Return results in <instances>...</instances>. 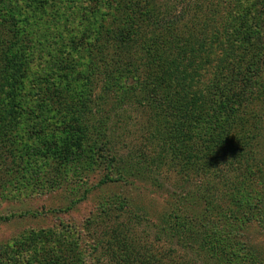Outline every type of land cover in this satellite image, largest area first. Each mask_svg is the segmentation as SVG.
<instances>
[{
    "label": "trees",
    "instance_id": "obj_1",
    "mask_svg": "<svg viewBox=\"0 0 264 264\" xmlns=\"http://www.w3.org/2000/svg\"><path fill=\"white\" fill-rule=\"evenodd\" d=\"M85 1L86 35L74 47L85 53V89L77 93L71 112L62 102L67 94L55 96L59 117L36 131L27 150L17 134L4 131L10 110L3 100L8 76L28 66L29 30L14 21L21 14L17 0H0V195L38 184L31 156L50 162L54 178L45 177V183L53 189L70 165L93 167L100 147L113 152L121 171L157 187L170 171L178 177L177 188L184 180L197 187L183 193L194 198L191 202L204 200L200 214H183L181 205L173 210L171 230L157 232L192 250L190 260L176 258L175 247L162 254L148 251L128 226L145 218L126 210L124 221L103 208L93 221L99 214L120 220L112 223L117 245L112 264H192L200 256L204 264H245L229 226L254 216L264 227V0ZM30 18L27 24H33ZM112 93L115 105L148 111L142 149L128 156L112 150L104 107ZM26 164L32 172L24 171ZM209 226H218V232L210 233ZM241 246L247 248L248 241ZM17 247L0 248V264H18ZM48 254L56 259V253Z\"/></svg>",
    "mask_w": 264,
    "mask_h": 264
},
{
    "label": "rangeland",
    "instance_id": "obj_2",
    "mask_svg": "<svg viewBox=\"0 0 264 264\" xmlns=\"http://www.w3.org/2000/svg\"><path fill=\"white\" fill-rule=\"evenodd\" d=\"M17 2L16 9L21 14H16L14 21H19L18 28L29 30L26 34L29 42L25 47L28 66L15 70L5 81L3 103L10 111L5 114L3 123L4 131L17 134L27 150H31L37 139L36 131L59 117L55 96L59 99L64 91L68 97L62 102L66 104V111L71 112L78 100L77 93L85 89L81 84L85 53L81 49L78 53L74 47L77 40L86 35L88 21L81 18H84L87 3L85 0ZM28 14L33 24H27ZM209 76L205 78L206 82ZM116 95L110 94V103L104 106L108 107L106 123L112 150L118 157L128 156L130 150L141 151L149 115L140 107L134 109L125 103L115 105L113 97ZM18 108L24 109V113ZM112 156H115L113 152L97 147L93 167L70 165L61 184L53 189H48L45 183V177L54 178L50 176L53 174L50 162L47 163L41 155L35 159L31 156L33 166L38 168L35 173L38 184L32 182L33 178L29 181L32 183L16 188L6 197L0 195V248L18 244V264H67L72 261L75 264H112V252L117 249L113 242L112 223L127 221L129 211L145 218L143 222L136 220L138 223L134 221L128 226L132 232L130 236H136L142 245L148 244V251L152 249L162 254L165 249L175 247L176 258L190 260L194 257L191 254L194 252L184 250L180 242L171 244L167 237L160 238L157 233L162 227L171 230L176 221L173 210L181 205L186 215H198L203 211L204 200L193 203V197L183 194L188 190L197 191L193 182L184 180V185L177 188L178 177L169 171L168 175L164 173L161 183L164 185L157 187L137 175L121 171L117 157ZM262 156L264 158V154ZM27 169L32 172V167L26 164L24 171ZM121 173L123 176L119 177ZM243 194L249 198L246 190ZM105 207L113 209V215H121V219L113 221L112 217L99 214L93 221V216ZM229 228H232L234 241L240 242L238 246L244 251L246 260L243 262L264 264V227L260 221L253 216L250 221L243 219ZM207 229L210 233L219 230L218 226ZM51 232L56 235L51 237ZM45 234H49L48 237ZM247 241L249 246L242 247L241 244ZM215 250L219 254V249ZM49 251L56 253L55 260H49ZM192 264H204V261L200 256Z\"/></svg>",
    "mask_w": 264,
    "mask_h": 264
}]
</instances>
